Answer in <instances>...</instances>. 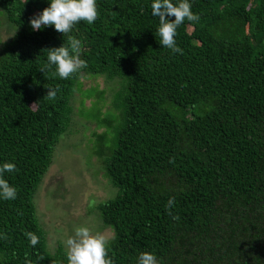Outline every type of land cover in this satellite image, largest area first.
<instances>
[{
  "label": "trees",
  "instance_id": "trees-1",
  "mask_svg": "<svg viewBox=\"0 0 264 264\" xmlns=\"http://www.w3.org/2000/svg\"><path fill=\"white\" fill-rule=\"evenodd\" d=\"M47 3L0 0L15 26L0 39V162L15 163L5 179L17 188L0 199V264H67L61 246L49 251L33 197L82 73L124 82L118 124L97 118L106 130L92 147L117 189L97 204L115 264H137L146 250L161 264H264V0H191L199 19L177 28L183 54L159 43L151 0H97L96 20L66 34L31 28ZM70 37L88 66L61 79L45 67L47 49Z\"/></svg>",
  "mask_w": 264,
  "mask_h": 264
},
{
  "label": "rangeland",
  "instance_id": "rangeland-1",
  "mask_svg": "<svg viewBox=\"0 0 264 264\" xmlns=\"http://www.w3.org/2000/svg\"><path fill=\"white\" fill-rule=\"evenodd\" d=\"M14 31L15 26L0 9V39L8 40ZM123 88L124 82L118 76L82 73L78 78L70 99L71 121L60 136L52 163L33 197L36 215L52 253L59 246L66 251L64 241L81 225L103 233L108 241L113 236L111 227L104 225L97 204L112 197L117 189L92 147L93 134L106 130L98 125L97 118H115L114 126L118 124L121 117L118 102ZM114 130H110L109 136Z\"/></svg>",
  "mask_w": 264,
  "mask_h": 264
},
{
  "label": "clouds",
  "instance_id": "clouds-1",
  "mask_svg": "<svg viewBox=\"0 0 264 264\" xmlns=\"http://www.w3.org/2000/svg\"><path fill=\"white\" fill-rule=\"evenodd\" d=\"M150 7L151 15L159 20L156 30L159 43L172 53L183 54V49L179 47L175 39L177 28L185 20L191 22L199 19L198 14L191 10V0H151ZM97 16V0H48L47 6L39 14L30 18L29 23L33 30H40L51 25L57 32L66 34L77 22L83 20L91 25ZM167 17H174V19ZM47 50L45 67L55 66V74L61 79H68L72 74L88 66L87 61L81 57L82 41L78 38L70 37L67 43ZM47 89L48 99L55 100L59 88ZM15 170V163L0 162V199L14 200L16 198L17 188L5 179V173H12ZM174 208L175 199L169 197L165 211L176 219ZM4 236L5 234L0 232V239ZM25 236L31 246L35 247L38 244L39 237L35 233L29 231L25 233ZM64 243L67 264H115L108 254V238L101 232L91 231L86 225L75 228L74 235L67 237ZM137 264H161V261L155 252L146 250L139 253Z\"/></svg>",
  "mask_w": 264,
  "mask_h": 264
}]
</instances>
